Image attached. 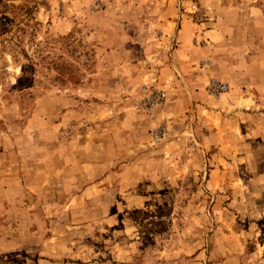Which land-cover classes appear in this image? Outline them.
Wrapping results in <instances>:
<instances>
[{
    "label": "rangeland",
    "instance_id": "obj_1",
    "mask_svg": "<svg viewBox=\"0 0 264 264\" xmlns=\"http://www.w3.org/2000/svg\"><path fill=\"white\" fill-rule=\"evenodd\" d=\"M0 264H264V0H0Z\"/></svg>",
    "mask_w": 264,
    "mask_h": 264
}]
</instances>
